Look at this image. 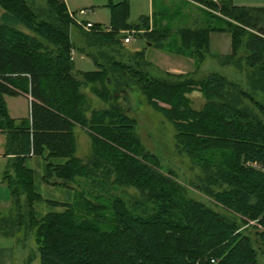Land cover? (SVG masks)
<instances>
[{"label": "trees", "instance_id": "obj_1", "mask_svg": "<svg viewBox=\"0 0 264 264\" xmlns=\"http://www.w3.org/2000/svg\"><path fill=\"white\" fill-rule=\"evenodd\" d=\"M187 1L202 7L204 21L195 18L193 26L175 29L168 6L131 24L129 2H110L109 25L92 23L89 31L78 26L86 43L76 50L96 66L85 71L71 57L73 21L64 0H46L38 9L27 0H0V130L17 153L14 171L2 177L12 206L0 215V233L18 241L21 233L27 238L34 232L37 264H261L248 234L185 196L160 171L156 157L139 145L134 119L119 104L138 87L173 124L179 150L202 170L196 187L242 224L252 222L264 247V7ZM178 4L192 9L189 2ZM174 13L179 21L185 17L181 8ZM127 32L185 57L195 70L154 76L145 48L134 51L131 63L119 62L101 46L120 45ZM212 32L229 34L231 52L219 59L245 68L244 81L219 72L196 77ZM86 87L108 106L87 115ZM196 90L204 99L199 109L188 97ZM24 93L30 118L17 121L7 114L3 95ZM75 125L91 137L87 159L75 155ZM29 154L46 161L66 157L63 164L48 163L43 179L74 192L63 211L40 220L33 203L41 196L23 164ZM123 187L135 188L139 196L126 195Z\"/></svg>", "mask_w": 264, "mask_h": 264}, {"label": "rangeland", "instance_id": "obj_2", "mask_svg": "<svg viewBox=\"0 0 264 264\" xmlns=\"http://www.w3.org/2000/svg\"><path fill=\"white\" fill-rule=\"evenodd\" d=\"M27 1L37 9L46 6V0ZM64 1L67 9L71 12L83 8L90 10L85 15L77 14L76 19L79 21L72 18L71 34L73 36L75 49L71 51V57L74 60V65L84 70L94 69L95 64L92 59L84 52L76 50V47L81 48V45H85L86 43L82 31L78 29V26L83 30L89 31L92 26L86 28V21L103 25L109 24L111 21L109 3H116L121 0ZM127 1L130 5L128 22L131 24L137 23L141 15H150L153 10L160 12L161 10L159 9H161V7L163 8L167 6L169 7L168 10H170L168 14H173L174 16V12L180 8L181 14H186L181 21H179L177 16H172V19L169 21H172V24L174 25L172 27L174 29L177 24L180 26H190L195 18L198 19L201 24L204 21L202 18H205V16H203L204 12L202 7L194 1L182 0L189 2L192 9H189L186 5L180 6L178 0H160L158 4H156V0L154 4H151L150 0ZM216 2L219 3L220 1L216 0ZM1 16L2 14H0V19ZM19 28L27 31L22 26H19ZM150 46L151 45H148L145 38L136 37L135 34H132V39L128 43L122 42L120 45L107 44L102 45L101 47L107 49L111 57L113 56L116 60L125 64L131 63L134 51L140 50L141 48H148V50L145 51V59L151 64L148 67V73L153 74L154 76H160L163 71L175 72L172 71L175 69H182L190 72L195 70L192 61L185 57L178 56L176 53L169 51L166 48H155L152 46L151 48ZM86 51L90 52L92 50L86 49ZM230 52L231 44L229 34L227 32L211 33L209 40V53L196 70V77L200 78L210 72H219L228 75L236 81H244L245 68L240 69L232 63L223 65L221 59H219L221 56L227 55ZM83 91L86 94L87 102L89 104L87 115L90 114V110L103 109L108 106V102L98 97V95L88 87L84 88ZM188 97L191 100L192 106L197 109H199L204 102L203 97L197 90L190 92ZM119 104L125 109L129 116L134 119L136 139L144 151H147L156 157L160 171L170 176L185 196L201 202L220 216L226 218L230 222L236 223L240 230L250 236L253 246L257 250V258L261 264H264V247L260 244L258 237L255 235V229L251 225L252 222L249 226L242 224L238 215L224 208L210 195L196 187L197 184H199V177L203 175V172L199 166L193 163L191 158L185 152L179 150L176 144L175 128L167 117L151 105L148 98L138 87L130 89L127 99L125 101H119ZM160 104L164 105L163 103ZM88 137L87 142H85L87 146L82 145L78 149V152H80L81 155L80 158L83 159H87L91 154L92 140L89 134ZM123 190L128 196H139L138 191L133 187H123ZM21 237H23L24 241ZM19 238L20 240H18L17 247V264H37L38 252L37 247L34 244V232L32 234H27V238L21 233Z\"/></svg>", "mask_w": 264, "mask_h": 264}, {"label": "crops", "instance_id": "obj_3", "mask_svg": "<svg viewBox=\"0 0 264 264\" xmlns=\"http://www.w3.org/2000/svg\"><path fill=\"white\" fill-rule=\"evenodd\" d=\"M150 1L151 4H154L155 0ZM159 1L160 0H156V4H158ZM233 2L237 5L247 7H264V0H233ZM153 13L154 10L151 12V14ZM0 14H2L1 8ZM183 16H185V14ZM144 50L147 51L148 48H145ZM75 67L77 70H84L76 65ZM91 70H96V66L94 69L92 68L85 71ZM172 71L179 73L190 72L182 69H175ZM3 102L10 118H13L17 121L21 119L27 121V119L30 118V98L27 93L18 95H3ZM73 132L75 136V155L77 157H81L78 149L82 145L87 146L85 142H87V139L89 138L88 133L79 125L74 126ZM14 147L15 143L11 144L7 138V135L0 130V215L6 213L12 206L10 188L2 177L5 173L9 174L14 171V161L17 156ZM66 160V157H53L46 161L43 157L36 154H29L28 156L26 155L24 157L23 164L26 168L32 171L34 189L36 193L41 196V199L35 200L33 203L34 216L37 220H40L45 216V214L49 212L63 211L65 209L64 205L72 202L74 198V192L71 188L58 184L46 183L43 179L47 173L48 163L58 165L63 164ZM48 201L56 202L57 205H51L48 203ZM17 247V238L0 233V264H17Z\"/></svg>", "mask_w": 264, "mask_h": 264}, {"label": "built area", "instance_id": "obj_4", "mask_svg": "<svg viewBox=\"0 0 264 264\" xmlns=\"http://www.w3.org/2000/svg\"><path fill=\"white\" fill-rule=\"evenodd\" d=\"M90 10L89 9H85V8H83V9H80V10H78V11H75V12H71V11H69L70 12V15H71V17L73 18V19H75L76 21H79V20H77L76 19V15L77 14H79V15H85L86 13H88ZM82 21V20H81ZM86 28H90L91 26H92V23L91 22H88V21H86ZM126 35H125V37H124V42H129L131 39H132V34L131 33H129V32H127V33H125Z\"/></svg>", "mask_w": 264, "mask_h": 264}]
</instances>
